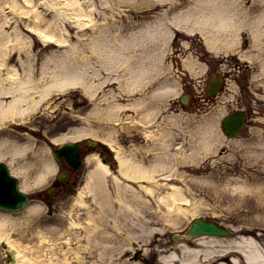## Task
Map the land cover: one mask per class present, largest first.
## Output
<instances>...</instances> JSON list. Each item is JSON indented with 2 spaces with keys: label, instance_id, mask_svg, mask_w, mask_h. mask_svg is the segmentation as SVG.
I'll return each mask as SVG.
<instances>
[{
  "label": "rangeland",
  "instance_id": "374dc122",
  "mask_svg": "<svg viewBox=\"0 0 264 264\" xmlns=\"http://www.w3.org/2000/svg\"><path fill=\"white\" fill-rule=\"evenodd\" d=\"M2 1L0 0V4ZM93 1L95 24L92 23L79 29L75 23L66 20L69 41L79 42L80 54L84 56L79 61L72 60V68H75L76 63L80 65L79 69L84 76V82L68 85L62 90H52L48 98L40 100L36 109L27 111L21 117L4 118L0 122V141L2 138H8L18 144L29 142L33 148V150L32 148L26 149L23 154L16 155L26 168L24 172L27 173L28 187H24L22 174L17 173L12 166L10 154L6 152L5 155L0 156V160L6 162L12 174L18 178L20 187L32 196L27 206L21 211L10 212L0 209V214L11 217L8 222L15 228L9 232L10 240L20 243L33 242L34 244L37 241L34 234L39 230L46 231L49 238L46 247L48 244L55 243L51 253L56 258L55 253L58 252V248L66 246L62 239L63 235L65 236L64 233H68L69 222L76 219L85 223V216L88 214L86 209L96 213L97 203L92 192L87 191L85 187L90 167L94 165L93 159L89 156L95 153L94 151L87 152L89 149L86 145V137L96 138L110 144L111 148L124 151L126 156L134 154L139 158L142 157L144 165H148L149 160L144 158V155L149 156L148 154L152 151L150 150L152 141L155 144H170L167 147L171 149L173 145L175 146V142L185 141L188 145V142L194 139L193 136L188 135L190 129L198 127L203 130L205 125H210L214 131L213 134L218 138L216 145L198 160H184L176 164L178 172L174 175L176 177V180H173L174 183L182 185L181 179L184 178L190 184L195 197L201 200L202 204L193 215L188 213L187 217L177 226L165 224L164 227L154 220L151 221V217H147L148 223L152 224L154 229L150 233H145V237L132 238L133 241L124 240L125 231H129L126 227L125 231L117 234L119 242L123 245L112 247L109 255L100 258L93 256L92 253H86L83 262L71 261L70 264H160L158 259H161L164 254L159 249L165 245L155 244L156 241L154 242L153 239L158 237L162 242L166 240L168 243L172 232L184 229L193 217L199 215L214 216L224 224L234 227L235 232L241 233V236H253L256 233L257 242L263 249L264 69L261 70L260 61L262 59L264 61V29L263 33L252 37L246 29L241 28L238 36L230 32V35L225 36L223 43L217 40L215 46H210L199 31L187 32L170 21L174 14L180 13L190 5L193 6L194 0ZM245 1V5L251 2V0ZM13 11L16 12V9L13 8ZM18 17L21 20L23 15L18 14ZM160 20L168 21L173 31L166 33L158 43H154L155 40L150 38L152 40L150 41L148 37L154 31L156 22L158 24ZM146 27L149 29L148 32L145 30ZM20 28L26 31L24 25L21 24ZM160 29L159 25L158 30ZM27 33L32 36L29 55L33 56L35 74L39 77L40 73L37 71L41 70V63L46 60V56L53 54V51H56L55 53L65 52L62 50L69 47V44L60 47H56L58 45L55 43L44 44L37 35L29 31ZM95 37L99 39L92 40ZM120 39L126 40L128 46L131 47L130 52L126 53L128 64L125 62L126 56L117 52ZM228 40H232L233 44ZM102 52L114 54L106 65L102 62ZM21 55L23 56V52ZM139 55H142V60H140L142 67L158 65L159 69L151 70L148 73L152 76L151 78H146L143 83L136 85L137 88H132L133 85L130 84V78L134 74L132 67L138 62L135 61ZM6 63L8 66H19L16 50L11 51L6 58ZM52 64L51 62L47 66ZM64 65L70 68L68 66L70 61L64 62ZM0 67L3 66L0 65ZM6 70L5 66L2 69V75H8ZM225 72H228V76L224 78L222 89L216 95L208 96L206 88L210 82V75H224ZM42 83V80L39 81V86ZM91 84L95 85V88L87 90ZM158 85L160 87L177 85V88L174 90L172 88L173 93L169 96H165L164 93L160 94L165 100L161 103V99L156 98L155 102L159 103V107L153 111L150 109L153 107L150 103L151 96H153L151 92ZM183 93L188 95L186 103H181L179 99ZM9 97L10 95L8 99ZM111 103L118 105L114 112H110ZM237 108L247 111L248 126L243 133L228 138L221 132L219 120L224 112ZM151 112L154 114H150ZM144 115L150 120H146L145 117L141 118ZM76 128L87 130V132L71 137V131ZM182 129L183 131H180ZM159 130H165V136L158 139L156 136V139L151 140L144 135V131L156 133ZM168 131H172L174 136L184 134V137L171 140L170 135L167 136ZM66 140L80 141L83 152H86L85 164L76 171V174L68 178L66 186L58 187L45 198H41L40 192H44L51 185L55 172L62 166L61 163H55L53 160L51 148ZM145 147L149 149L146 151ZM1 148L6 149L4 144ZM115 158L114 168L118 169L116 155ZM168 158L169 156H166L164 160L167 161ZM111 159L113 161L112 156ZM49 161L53 163V167L48 170L44 180L36 182L35 176L38 171ZM206 175H213L218 182L222 183L221 192L218 195L213 192L205 195L202 182L198 179ZM233 177L248 180L252 185L261 183L263 200L248 192L242 195L235 192L231 188L233 182H229V178ZM112 181L110 178L105 180V187H108L109 192L113 196L117 194L123 198L126 197L125 200L132 202L129 193L121 195L114 191L115 185ZM165 190L163 188L161 192ZM79 192H82L84 197L83 204L80 205L77 203ZM222 194L224 199L221 198ZM30 205H35V208L28 210ZM148 208H140L137 213L140 216L138 220L121 205L119 209L122 219L118 221H124L125 226L130 224L138 226L137 224L143 219L142 212L154 210V203L152 202V207ZM76 211L79 212L78 217L75 215ZM124 211L130 217L128 221L123 218ZM152 215H155V211ZM32 216L36 217L34 222L32 219L29 221ZM153 219L157 220L156 217ZM97 221L101 220L97 219ZM104 222L105 226L115 223L111 217L108 222L107 220ZM160 226L162 228L159 230L157 227ZM109 229L112 231V227ZM72 236V240H76L74 235ZM112 241L114 245L117 242V240ZM152 246L158 250L160 255L152 253ZM7 262H9L8 256L0 247V264H7Z\"/></svg>",
  "mask_w": 264,
  "mask_h": 264
},
{
  "label": "bare ground",
  "instance_id": "6f19581e",
  "mask_svg": "<svg viewBox=\"0 0 264 264\" xmlns=\"http://www.w3.org/2000/svg\"><path fill=\"white\" fill-rule=\"evenodd\" d=\"M109 2V0H105ZM4 2V3H3ZM248 2V1H247ZM7 6H3V4ZM245 0H194L192 5L187 9L180 11L173 15L172 21L174 25L185 29L187 32H193L196 30L203 35L210 46L214 45L217 40L222 43L225 41V36L230 35V32H234V36H238L241 28L247 30L248 34L252 37H256L259 33H263L264 29V0H251L248 5H245ZM201 4V5H199ZM95 7L93 0H6L0 4V122L4 118H15L22 116L27 111L37 108L38 103L41 99L48 98L52 90L64 89L68 85H74L81 83L84 80V76L79 69V64H75V68H72V60L79 61L84 56L80 54L79 49L81 45L79 42H70L66 20H70L79 28L82 29L87 25L95 24V18L93 16ZM16 9V12L13 11ZM18 14H22L23 17L20 20ZM24 25L26 31L20 26ZM93 24V25H94ZM161 26L160 31L158 30L159 25ZM155 25L154 31L151 32L148 39L155 40L154 43H158L163 39L166 33H171L173 27L168 21L160 20ZM163 24V26L161 25ZM148 32V28H145ZM31 32L37 35L44 44L55 43L60 47L65 44H69V47L63 49L62 53L49 54L46 56V60L41 63V70L39 77H36L34 70L33 56L29 55L30 49L29 44L32 40V36L27 33ZM136 35V34H134ZM144 36V35H141ZM99 39L98 37L92 40ZM121 40V39H120ZM119 40V41H120ZM150 40V41H152ZM233 44L232 40H228ZM226 44V42H225ZM128 42L121 40L117 45V52L121 55H125V62L128 64V54L130 52ZM218 48V47H217ZM95 49V48H94ZM17 51V60L19 66L10 65L6 63V58L9 56L11 51ZM126 51V52H125ZM137 51V50H135ZM23 52V56L21 53ZM32 52V49H31ZM82 53V52H81ZM112 55V56H111ZM110 52H102L101 58L103 64H107L108 60L112 59L114 54ZM131 54H129L130 56ZM141 56V57H140ZM68 58V59H67ZM70 58V59H69ZM140 60L142 55L135 61L133 69V76L130 78V84L132 88H137L136 85H140L146 78L152 76L148 73L155 69H159L158 65H150L145 68L142 67ZM70 61V68L64 65V62ZM52 65L47 66L50 63ZM261 70L264 69V61H260ZM6 66V73L8 75H2V69ZM8 66V67H7ZM49 69V70H47ZM48 73V75H47ZM154 77V76H153ZM217 81H216V80ZM224 76L212 74L210 77L209 85L206 90L207 93L213 95L220 91V86ZM42 80V85L39 86V81ZM84 82V81H83ZM100 85V84H99ZM92 89L95 85L87 87ZM177 88L172 86L160 87L158 85L156 89H152L150 103L153 105V111L159 107V103L155 100L161 99V103L165 100V96L171 95V91ZM35 96H31L32 94ZM10 95L9 99L8 96ZM7 96V98H6ZM113 97V95H111ZM180 97L179 99H181ZM106 99V98H105ZM183 99V98H182ZM186 102L188 96H186ZM141 100V99H140ZM139 100V101H140ZM153 101V102H152ZM160 101V100H159ZM185 102V103H186ZM110 104V112H114V109L118 105ZM241 113V112H240ZM150 114H154L151 112ZM146 115H148L146 113ZM231 115L228 112H224L220 117L224 127L228 128L229 119L227 116ZM242 117L243 114L241 113ZM152 116V115H151ZM145 117L142 116L141 118ZM146 120H150L146 118ZM165 131V130H164ZM164 131L159 130L158 132L147 133L144 131V135L157 139L165 136ZM180 131H183L180 130ZM187 131V130H186ZM87 132L84 129H74L71 131L70 136H79ZM210 125H205L203 130L195 127L188 131V135L193 136L194 139L188 142L191 145H186L185 141L175 142L172 149L167 147L170 144H155L154 141L151 143L149 156L144 155V158L149 160L148 165H144L142 157L139 158L136 155L126 156V153L118 148H113L114 155L113 162L116 161L115 155L118 161V169L113 168L112 165H108L106 156L100 157L97 153H92L93 156H89L94 161L93 167H90L88 176L86 178L85 187L86 190L92 192L94 200L97 203L98 210L96 213L87 210V216H85L86 222L83 223L81 220L72 219L68 224V233L63 235V244L65 247H59L58 252L55 253L58 257L52 256V248L55 247V243L48 244V236L46 231H37L34 237L37 241L30 243H20L18 241L10 240L9 232L15 230L8 221L11 220L10 216L0 214V247L4 249L8 254L7 264H70L71 261L78 263L83 262L86 253H92L93 256L100 258L109 255V250L114 247H121L123 244L119 242L117 236L126 230L124 240H132V238L140 239L141 236L145 237V233L153 231L154 227L148 223L147 217H151V221L154 220L162 227L165 224L172 226L179 225L186 217L187 214H194L200 207L201 200L196 198L194 192L190 188L187 180L182 178V185L174 183L176 180L174 175L178 172L176 164L178 162L195 161L204 157L210 149H212L218 138ZM171 140L174 138L184 137V134L173 135L172 131H168L167 136ZM65 135H63L64 137ZM4 144V148L1 146ZM31 143L26 142L24 144H18L8 138H2L0 141V156L5 155L6 152L10 154V161L15 171L23 176V185L28 187L27 173L24 172L23 163H21L16 155L23 154L26 149H31ZM110 146V144H108ZM112 147V146H111ZM157 150H156V149ZM146 151L148 147L144 148ZM33 150V148H32ZM54 151L51 150V155ZM169 156L167 161L164 159ZM88 157V155H87ZM53 167L52 162L45 163L37 175L35 176L36 182L44 180L48 174V170ZM112 168V170H110ZM108 174L112 176V183L114 191L123 195L130 194L132 202L125 200L122 196L112 195L108 187H105V180L108 178ZM235 178V179H233ZM229 178L231 188L238 194L242 195L244 192H248L251 195L259 196L263 200L261 183H252L248 180L233 177ZM163 179V180H161ZM166 180V181H165ZM133 181V182H132ZM135 181V182H134ZM198 181L202 182V187L205 195L210 192L216 193L217 195L221 192L220 185L213 175H206L205 177L199 178ZM165 188L164 192L161 190ZM157 190V191H156ZM23 191V190H21ZM25 192V191H24ZM158 192V193H156ZM202 193V191H200ZM156 193V195L154 194ZM190 197H189V195ZM77 203L83 204V193H78ZM240 197V196H239ZM152 200H151V199ZM224 199V195H221ZM154 203V210L143 213V219L136 226L130 224L125 226L124 221L121 220L120 206L123 205L128 211L134 216L135 219H140L137 214L142 209H149ZM119 206V207H118ZM136 207V208H135ZM35 205H30L28 210H33ZM27 210V211H28ZM155 215H152L154 213ZM79 212L76 211L75 215L78 217ZM96 214V215H95ZM124 219H130L127 216L126 211L123 212ZM73 217V218H76ZM112 218L115 223L112 225L105 226V220ZM156 217L157 220L153 219ZM36 217L32 216L29 221L34 222ZM97 219L101 221L98 222ZM162 220V221H161ZM150 221V222H151ZM37 223V221H35ZM157 227L162 228V227ZM112 227V231L109 228ZM83 230V231H82ZM74 235L76 240H72ZM118 234V235H117ZM80 236V237H79ZM5 237V238H4ZM140 237V238H139ZM198 240L205 244V248H190L188 251L187 258H181L178 262H172L175 257V253L163 255V261L165 264H208L205 263L207 259H213L210 263L212 264H264V248L262 249L257 242L256 237L252 236H239L238 238H225L218 234H212L207 236L204 234L199 235ZM112 240H117L114 245ZM72 244H76L73 246ZM264 246V243H262ZM217 248V249H216ZM234 250L239 254V258L232 254L230 259L225 261L221 255ZM72 254V255H70ZM199 255L204 257L203 260L199 258ZM72 256V257H71ZM71 257V258H70ZM73 258V259H72ZM58 259V260H55Z\"/></svg>",
  "mask_w": 264,
  "mask_h": 264
},
{
  "label": "water",
  "instance_id": "95a60500",
  "mask_svg": "<svg viewBox=\"0 0 264 264\" xmlns=\"http://www.w3.org/2000/svg\"><path fill=\"white\" fill-rule=\"evenodd\" d=\"M228 119L230 121L228 128L227 126L225 128L223 124L221 126L226 133L232 135L240 125V112L231 113V115L227 116ZM59 149L71 164L76 166L80 163L77 146L75 144L63 143ZM58 150H54V155L57 158H59ZM26 200L27 195L18 190L16 180L8 173L5 164L0 163V206L17 210L23 207ZM204 232L220 234L224 233V230L213 221L201 218L192 221L186 234L192 235ZM225 233H228V231H225Z\"/></svg>",
  "mask_w": 264,
  "mask_h": 264
},
{
  "label": "flooded vegetation",
  "instance_id": "af4514ba",
  "mask_svg": "<svg viewBox=\"0 0 264 264\" xmlns=\"http://www.w3.org/2000/svg\"><path fill=\"white\" fill-rule=\"evenodd\" d=\"M187 242L188 243H190V241L187 239ZM172 248H174V250L178 253V254H180V251H181V248L180 247H178V246H176V245H172L171 246ZM208 264H212V263H210V262H207Z\"/></svg>",
  "mask_w": 264,
  "mask_h": 264
}]
</instances>
